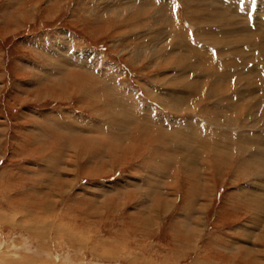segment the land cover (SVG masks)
Listing matches in <instances>:
<instances>
[{"label":"rangeland","instance_id":"obj_1","mask_svg":"<svg viewBox=\"0 0 264 264\" xmlns=\"http://www.w3.org/2000/svg\"><path fill=\"white\" fill-rule=\"evenodd\" d=\"M260 16L264 0H0V264H264V144H241L264 134V26L226 43ZM180 30L211 54L181 52ZM234 57L254 60L225 71ZM214 64L226 83L189 90ZM234 102L253 108L228 123ZM245 125L229 160L193 153L195 128L218 144Z\"/></svg>","mask_w":264,"mask_h":264},{"label":"bare ground","instance_id":"obj_2","mask_svg":"<svg viewBox=\"0 0 264 264\" xmlns=\"http://www.w3.org/2000/svg\"><path fill=\"white\" fill-rule=\"evenodd\" d=\"M166 11V10H165ZM223 12H221V14H222ZM157 14V13H156ZM218 15H219V13H218ZM224 15H225V11H224ZM216 18H217V16H216ZM223 18H225V17H220V20H218V22H220ZM168 19V18H167ZM171 19V18H170ZM226 19H230V18H228V16H226ZM172 20V19H171ZM210 21V20H209ZM231 22V21H230ZM261 23V26H264V19H262V17L260 16V17H258V21H255L254 23H252L253 24V26H251L250 25V23H246L245 22V25H243V27L240 29V30H236V29H234V30H232L231 29V31H232V33L234 34V33H236V36H238V35H240V39H238L237 40V42L238 43H236V39L238 38V37H236L235 38V40H234V42H232V40H229V42H226V43H228V44H230V45H239V42L240 41H242V42H245V43H249V41L250 42H254L255 40H256V36H255V30L253 29L254 28V25H255V23ZM225 23V22H224ZM171 24V23H170ZM244 24V23H243ZM246 27H248V28H246ZM177 29V28H176ZM173 31H174V27H173ZM201 31V30H200ZM237 31H239V32H237ZM199 33H203V38H205L204 39V41H206V42H208L207 44L209 45V43H211L212 45L213 44H218V43H221L222 41L220 40L219 41V39H217L215 36H217L218 37V34L217 33H221V32H217V30H216V33L214 32L213 33V31H208V33H204V32H199ZM198 33V34H199ZM229 33V32H228ZM174 34V33H173ZM222 34V33H221ZM174 35H179V36H181V37H183V40H184V42L182 43V45L180 46V51L182 52V51H188V52H191V55H192V57H199V56H201V57H203V56H205V55H207V54H211V52H210V50H207V52L205 53L204 52V50L202 49V48H200V47H198V45L200 44H198V43H196L193 39H192V37H191V33L190 32H188V31H179V32H175V34ZM232 35V34H231ZM222 36V35H221ZM228 36H230V35H228ZM211 37V38H210ZM213 37H215V38H213ZM194 38V37H193ZM207 38H210V40L208 41L207 40ZM219 38V37H218ZM225 38V37H224ZM230 38V37H229ZM264 38V37H263ZM223 39V38H222ZM231 39V38H230ZM224 40V39H223ZM227 40H228V38H227ZM245 40H249V41H245ZM203 40H201V42H202ZM204 43V42H203ZM177 45V44H176ZM195 45H197L196 47H195ZM254 45H255V43H254ZM263 45H264V42H263ZM204 48V47H203ZM252 48V51L253 50H255L256 48H253V47H251ZM177 49V48H176ZM216 49V48H215ZM260 49V48H259ZM235 50V49H234ZM245 50H247V49H245ZM249 51V50H248ZM247 51V52H248ZM262 51H264V50H262ZM245 52L246 51H242L241 50V48L239 49L238 48V46H237V48H236V55H241L242 57H244V55H245ZM178 53H179V51H178ZM187 53V52H186ZM250 53V52H249ZM263 53V52H262ZM180 54V53H179ZM185 53H183V54H181L183 57H181L180 58V56H179V62L180 63H182V62H185V63H188V59L186 58V56L184 55ZM177 55V54H176ZM177 57V56H176ZM239 58V60H241V59H245V58H247V57H245V58ZM238 58V57H237ZM237 58H235L234 57V59H232L230 62L229 61H225L224 59V61L222 62V65L223 64H228L227 66H225L224 68H225V71H226V69H228V70H230L231 69V71H232V69L234 68V67H236V70H237V72H242L243 70H242V66L243 65H246V64H248V63H250L251 61H253L254 59L251 57H249L248 58V60H249V62L248 61H240V63H239V60L237 59ZM196 59V58H195ZM233 60H235V61H233ZM212 61V60H211ZM238 63V64H237ZM213 64V63H212ZM231 64V65H230ZM209 66H211L212 67V69H210L211 70V72H201V73H203L201 76H199L198 77V79H199V81L197 80V82H200V84H196V85H189L190 86V89L189 90H191V91H193V92H195L196 90H197V92L198 91H200L204 86H206V85H203V84H205L206 82H210L209 84H207V85H210L211 87H213V88H216V87H222V84L225 82V77H224V80H216V79H213L212 78V74L214 73V72H216V65L214 64V65H209ZM224 66V65H223ZM208 71V70H207ZM249 72H251V73H253L252 72V69H249L248 70ZM221 72V71H220ZM225 73H227V72H225ZM235 73V72H234ZM231 75H227L228 77H230V76H233V73H230ZM239 74H241V73H238V75ZM242 74H245V73H242ZM253 75V74H252ZM205 78V79H204ZM204 79V80H203ZM211 79V80H210ZM237 79L238 80H240V81H243L245 84H250V83H252L251 82V78L249 77V76H245V77H237ZM192 81V80H191ZM203 81V82H202ZM226 83V82H225ZM227 85H228V83H227ZM202 91V90H201ZM168 94V93H167ZM217 94L216 93H214V92H211V93H209V96L211 97V96H216ZM169 98V100L170 99H172V100H187L188 98H192L191 96H189V95H187V94H184V95H180V94H178L177 92H172L171 93V95H170V97H168ZM197 98V97H196ZM238 99H244L243 98V96H240V97H237ZM261 98L262 99H264V94L263 95H261ZM171 100V101H172ZM168 102V101H167ZM171 103V102H170ZM172 104V103H171ZM168 105V104H167ZM169 106V105H168ZM167 106V107H168ZM170 107V106H169ZM250 107H251V109L253 108V106L251 105V104H249V105H246V104H244V103H241V102H234L233 103V105H231L230 107H229V113H228V115H232V118H229L228 116H226V115H224V114H221V116L222 117H224L225 119H226V121L229 123L231 120H233V118H236L237 117V115H238V113H236V112H242V111H244L246 108H248V109H250ZM130 109V108H129ZM244 109V110H243ZM263 111L261 112V113H264V108L262 109ZM235 111V113H233ZM248 113V112H247ZM239 115H241V114H239ZM256 115H258V113H254V112H252V113H250L249 114V116H251V119H254L255 117H258L256 120H255V122H254V124H252L251 123V125H253L254 127H255V124L257 125V122H258V120L260 121L261 119H259V117L260 118H263L262 116H256ZM216 117H220V115L219 114H216L215 115ZM237 121V120H236ZM193 124H195L196 125V123H194V122H192ZM246 125L245 126H242V127H240L241 128V130L240 131H238V134H237V136L235 137V136H231V135H229L227 132H226V134L224 135V139L222 140V139H220L219 138V141H218V144L217 143H215L212 139H207L204 135H202L201 133L202 132H200V131H198V128H195V130L197 131L196 133H199L200 135H199V139L202 137L203 139V141H201V142H203V144L201 145V144H199V145H201V147L199 146V148H196V149H194L195 151L193 152V150L190 152V154L193 152V153H195V154H198V153H196L197 151L196 150H198V151H200V149L202 148V149H204V146H207V147H209L210 149H208L207 147H206V149H207V151L208 152H210V153H213V156H215L217 159H219L220 161H222L221 160V158H223L224 157V160H226V159H230L231 157H228V153H229V156H230V153H232V152H235L236 150H237V148H238V141L239 140H241L242 139V136L243 135H247L248 133H246ZM190 130V129H189ZM247 132H248V130H247ZM190 134H188V135H191V136H193L194 135V131L192 130V131H190L189 132ZM215 133V132H214ZM217 133V132H216ZM232 133V132H231ZM253 134V133H252ZM191 139H192V137H191ZM204 139L206 140V141H204ZM190 141V140H189ZM200 143V142H199ZM257 143H259V144H264V134H262V133H257V131L256 132H254V134H253V136H251V139L250 140H242L241 141V144L242 145H244V148H245V150L248 148L247 146H246V144H257ZM181 147V146H180ZM187 147V146H186ZM192 149V148H191ZM221 150V151H220ZM203 153V152H202ZM189 154V155H190ZM201 154V153H200ZM219 155V156H218ZM263 155H264V151H263V153L261 154V155H256L255 157H253L252 158V163H254L256 166H258V167H255V165H254V167L253 168H255L257 171H258V168L259 169H261V168H263L264 169V158H263ZM191 157H195V156H192V155H190ZM213 158V157H212ZM212 160V159H211ZM246 160V159H245ZM192 161L194 162L195 161V158H193L192 159ZM222 162H224V161H222ZM190 163V162H189ZM212 163H213V160H212V162H210V160L208 159V161L205 163L207 166L208 165H212ZM251 163V164H252ZM245 164H246V161H245ZM258 173V176L260 175V177L262 178V177H264V173H260L259 174V172H257ZM264 179V178H263ZM242 193V192H241ZM258 196H260V197H263V196H261V194H259V195H257V197ZM263 201H264V199H263ZM261 202V201H260ZM259 202V203H260ZM259 256V255H258ZM260 264V263H259Z\"/></svg>","mask_w":264,"mask_h":264}]
</instances>
